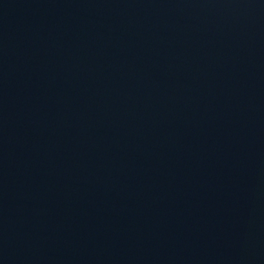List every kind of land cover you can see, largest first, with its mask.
Here are the masks:
<instances>
[{
  "label": "water",
  "instance_id": "water-1",
  "mask_svg": "<svg viewBox=\"0 0 264 264\" xmlns=\"http://www.w3.org/2000/svg\"><path fill=\"white\" fill-rule=\"evenodd\" d=\"M0 264H264V0H0Z\"/></svg>",
  "mask_w": 264,
  "mask_h": 264
}]
</instances>
